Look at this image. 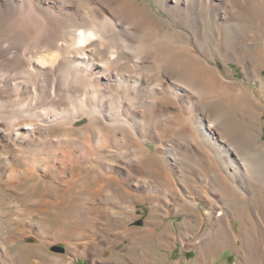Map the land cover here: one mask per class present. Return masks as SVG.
Masks as SVG:
<instances>
[{
  "label": "bare ground",
  "instance_id": "bare-ground-1",
  "mask_svg": "<svg viewBox=\"0 0 264 264\" xmlns=\"http://www.w3.org/2000/svg\"><path fill=\"white\" fill-rule=\"evenodd\" d=\"M153 1L165 16L140 0H0V160L16 159L3 183L59 178L79 194L85 175L93 170L94 181L95 171L115 166L113 159L120 163L115 179L125 183L124 193L143 197L145 190H160L143 178L147 163L165 156L179 179L205 175L199 176L211 188L205 198L216 187L230 190L231 197L218 194L208 201L206 215L213 214L215 223L205 237L216 236L222 245L241 240L245 264L255 263L262 257L264 224H257V236L245 221L253 229L251 214L261 207L254 203L264 182V143L250 131L258 123L264 80L257 77V88L227 80L210 59L216 50L219 58L239 59L249 73L261 69L264 45L261 53L247 51L237 19L244 10L257 16L264 0ZM255 26L264 30V15ZM248 27L254 33V24ZM181 126L185 133L175 136ZM56 128L62 133L53 134ZM36 140L49 148L40 160L19 143ZM67 170L69 176H62ZM177 184L171 191L175 204L197 209L198 201ZM231 215L243 227L240 236L231 231Z\"/></svg>",
  "mask_w": 264,
  "mask_h": 264
},
{
  "label": "rangeland",
  "instance_id": "rangeland-1",
  "mask_svg": "<svg viewBox=\"0 0 264 264\" xmlns=\"http://www.w3.org/2000/svg\"><path fill=\"white\" fill-rule=\"evenodd\" d=\"M140 1L150 8L151 13L165 16L153 0ZM258 10L261 12L259 13ZM262 10H264L262 6L258 7L257 16L254 17L253 15L249 17V13L244 10L237 19V22H240L238 24L243 28L242 39L248 43L247 51L253 54L261 53V46L264 45V30L255 26L256 22L260 23L264 15ZM252 20L255 23H252ZM249 24H254L256 28L254 33H251ZM9 25L10 22L6 27ZM208 30L211 31L210 28ZM203 42L201 43L206 45V42ZM213 53L215 57L210 59V62H216L221 72L226 74L224 76L227 80H234L249 88H257V77L264 80V63L256 74L249 73L243 63L238 61L239 59H233L230 55L219 58L216 50ZM213 83L210 90L212 93L215 92L216 86V82ZM257 97L261 106L256 112L257 115L261 113L258 117L256 115L258 123L253 129L250 128V132L254 137H258L255 142L264 143V97L260 94H257ZM243 127L246 126L232 125L231 128L242 130ZM182 130L184 128L181 126L173 132L178 136L185 133ZM57 133L61 134L62 130L56 128L53 134L58 135ZM35 142L29 145L19 141L21 146L24 147L26 144V147L34 152L36 160H40L42 153L49 150L48 144L41 146L40 140ZM4 144L5 147L9 145L8 142ZM146 145L151 152L156 151V145L152 140H147ZM162 159L154 160L156 163L153 160L147 163L150 170L145 176L143 175L144 179L157 184L160 190L157 192L145 190L143 197H136V193H124L125 183L123 185L116 182L115 178H120L118 169L120 163L113 159L107 161L110 163L111 160L115 166L107 169L102 167L99 171H95L97 173L95 175L98 176L95 182L91 177L93 170L90 174H86L85 180L81 179L84 180L86 187L78 194L74 189H67L59 178L50 180L37 175L31 180L24 181L15 178L6 185L3 182L7 181L8 171L11 165L16 163V159L9 158L7 162L2 158L0 160V264H163L162 259H152L151 263L148 261L149 252L154 251L156 254L159 252L160 255H164V264H245L243 259L246 255L241 252L245 247L241 240L234 238V241L222 245L216 243L218 239L216 236H214L216 241L210 235V238L205 237L209 230L212 231L215 223L213 214L206 215L210 200L218 194L231 197L230 190L226 186L223 189L216 187L215 191H217L214 194L210 193L211 188L207 187L208 185L203 186L204 183L199 180V176L205 175L190 176L189 174L186 176L191 177L192 180L185 177L179 179V176L176 177L169 171L166 157L163 156ZM17 160L23 165V160ZM192 160L190 164L193 166L200 165L196 159ZM69 173L70 170H67L62 176H69ZM96 180L98 182L104 180L106 184L96 185L94 184ZM174 181L179 183L178 187H184L186 191L185 184L195 185L200 189L201 192H184L185 197L191 196L198 201L197 209L191 208L188 211L189 206L175 204L171 192ZM263 183L258 186L257 191L255 190L256 195L259 194L261 198L255 200L254 204L257 207L261 204V207L258 208V214L251 212L252 221L256 225L251 229L250 222L245 221L249 234L255 232L257 236L260 233L258 225L264 224ZM206 190L210 191L207 199L203 196L207 194L204 193ZM247 203L244 206H247ZM234 209L231 210L239 211L236 207ZM216 210L218 207L214 206L212 211ZM228 220L231 222V231L240 236L243 227L238 219L231 215ZM205 244L209 246L206 247ZM54 245L64 247V251H52L51 247ZM261 263L259 260L249 264Z\"/></svg>",
  "mask_w": 264,
  "mask_h": 264
},
{
  "label": "crops",
  "instance_id": "crops-1",
  "mask_svg": "<svg viewBox=\"0 0 264 264\" xmlns=\"http://www.w3.org/2000/svg\"><path fill=\"white\" fill-rule=\"evenodd\" d=\"M263 242H264V240H263ZM263 242H262V243H263ZM262 243H261V247H260V248L262 249L261 251H262L263 254L261 253V256H262V257H260V260L262 261V264H263V263H264V252H263V251H264V245H263ZM262 245H263V246H262ZM147 258H148V261H150V260H152V259L155 260V258H157L158 260H159V259H162L163 264L165 263V257H164V255H163V256L160 255L159 252H157V254H156V251H154V252H152V253L149 252V255L147 256ZM241 259H242V258H241ZM150 263H151V261H150Z\"/></svg>",
  "mask_w": 264,
  "mask_h": 264
},
{
  "label": "water",
  "instance_id": "water-1",
  "mask_svg": "<svg viewBox=\"0 0 264 264\" xmlns=\"http://www.w3.org/2000/svg\"><path fill=\"white\" fill-rule=\"evenodd\" d=\"M77 123H80V122H76ZM51 250L52 251H55V252H63L64 251V247H61V246H58V245H54L51 247Z\"/></svg>",
  "mask_w": 264,
  "mask_h": 264
}]
</instances>
